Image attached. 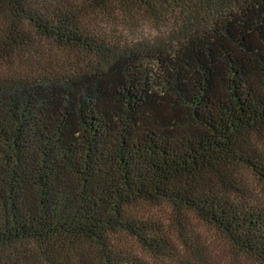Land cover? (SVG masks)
I'll return each instance as SVG.
<instances>
[{"label":"trees","instance_id":"trees-1","mask_svg":"<svg viewBox=\"0 0 264 264\" xmlns=\"http://www.w3.org/2000/svg\"><path fill=\"white\" fill-rule=\"evenodd\" d=\"M0 264H264V0H0Z\"/></svg>","mask_w":264,"mask_h":264},{"label":"rangeland","instance_id":"rangeland-1","mask_svg":"<svg viewBox=\"0 0 264 264\" xmlns=\"http://www.w3.org/2000/svg\"><path fill=\"white\" fill-rule=\"evenodd\" d=\"M116 27L119 28V24L116 21ZM130 26L133 29V34L134 36H138L139 34H143V35H151L152 34V28L153 27H157V26H152L148 21H144V20H140L138 19V21H133L130 23ZM121 29H118V31H120ZM154 33V32H153Z\"/></svg>","mask_w":264,"mask_h":264}]
</instances>
